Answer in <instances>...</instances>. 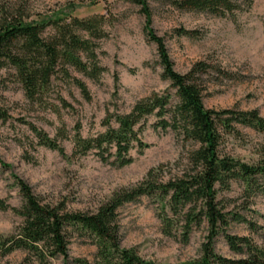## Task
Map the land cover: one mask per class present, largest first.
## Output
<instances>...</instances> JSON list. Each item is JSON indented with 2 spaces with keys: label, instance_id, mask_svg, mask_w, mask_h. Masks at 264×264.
I'll return each instance as SVG.
<instances>
[{
  "label": "rangeland",
  "instance_id": "374dc122",
  "mask_svg": "<svg viewBox=\"0 0 264 264\" xmlns=\"http://www.w3.org/2000/svg\"><path fill=\"white\" fill-rule=\"evenodd\" d=\"M235 1L241 8L226 16L179 9L171 0L149 3L154 28L165 37L176 69L186 73L199 62L207 65L201 81L208 108L258 109L264 116V0ZM18 6H24L32 18L73 10L78 17L103 13L112 22L107 26L108 36L100 41L99 56L106 68L103 76L92 80L74 71L87 82L92 96L89 101L75 86L60 81L46 102L31 101L12 72L0 71L5 85L1 90L3 104L10 113L7 120L0 121V158L11 165L5 170L0 167V197L13 206L21 205L19 191L13 186L14 174L28 182L44 201L64 203L70 210H93L116 193L142 182L152 169L164 180L179 173L187 147L174 132L154 128L155 117L150 118L142 135L150 146L142 153L133 150L134 162L120 168L102 162L94 153L64 157L40 145L29 124L57 137L71 155L72 143L59 135L62 126L72 135L79 123L84 135H93L106 129L103 121L108 115L127 112L137 100L154 92H174L161 76L157 46L146 37L140 6L132 0H0V15L4 9ZM181 28L196 34L179 35L176 29ZM59 96L72 107H65ZM263 147L264 133L246 127L226 134L221 144L222 152L249 163L262 157ZM220 198L227 200L229 208L258 223L257 232L245 223H233L231 232L264 243V193L248 198L243 185L235 182ZM119 219L123 246L162 264L197 259L206 240L205 226L195 230L188 243L166 235L157 203L151 197L124 204ZM21 222L14 211L0 209V234L14 232ZM216 247L226 256L232 255L223 237L217 238ZM96 251L89 238L73 236L70 240L71 259L93 260ZM25 255L18 252L9 258L15 264ZM51 264H64V260L60 257Z\"/></svg>",
  "mask_w": 264,
  "mask_h": 264
},
{
  "label": "trees",
  "instance_id": "16d2710c",
  "mask_svg": "<svg viewBox=\"0 0 264 264\" xmlns=\"http://www.w3.org/2000/svg\"><path fill=\"white\" fill-rule=\"evenodd\" d=\"M132 1L141 8L146 37L157 46L161 76L169 81L174 92H154L137 100L129 111L108 115L103 121L106 129L93 135H84L79 123L72 135L62 126L59 135L72 143L71 155L57 137L29 123L31 130L40 145L64 157L94 153L102 162L120 168L134 162L133 150L142 153L150 146L142 135L150 118L155 117L154 128L174 132L187 147L186 161L179 163L180 172L168 180L161 179L155 169L150 170L142 182L116 193L93 210H70L64 203L44 201L28 182L13 174V186L19 191L21 205L13 206L0 197V209L14 211L22 222L14 232L0 234V264H12L9 257L18 252L26 255L15 264H51L60 257L64 264H162L122 244L119 209L144 196L156 201L166 235L188 243L195 230L202 226L207 229L199 257L181 264H264V243L230 230L233 223H245L257 232L258 223L229 208L227 200L220 198L235 182L243 185L248 198L264 193V147L262 157L255 163L221 150L225 135L240 132V127L264 133V116L258 109L208 108L201 81L207 65L199 62L190 71L179 72L165 37L154 28L149 0ZM171 3L179 9L219 16L233 15L241 8L235 0H171ZM73 13L60 10L32 18L24 6L1 12L0 71L12 72L27 99L46 102L60 81L75 86L84 99L91 100L87 82L74 71L92 80L103 76L106 68L99 56L100 41L108 36L107 26L112 21L103 13L85 17ZM176 32L186 36L196 34L185 28ZM4 86L0 75V121L10 117L3 104ZM59 98L65 107H72L65 98ZM0 167L5 170L11 165L0 158ZM73 236L89 238L96 246L93 260L70 258ZM219 237L225 240L231 256L217 250Z\"/></svg>",
  "mask_w": 264,
  "mask_h": 264
}]
</instances>
